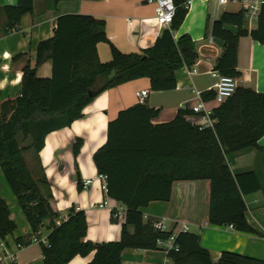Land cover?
I'll use <instances>...</instances> for the list:
<instances>
[{"label": "trees", "instance_id": "1", "mask_svg": "<svg viewBox=\"0 0 264 264\" xmlns=\"http://www.w3.org/2000/svg\"><path fill=\"white\" fill-rule=\"evenodd\" d=\"M47 1L56 6L75 0ZM186 2L175 0L177 12L170 28L152 47L139 53L121 52L110 41L104 20L76 14L61 16L54 37L39 44L35 66L24 68L21 95L3 100L0 91V169L31 226V235H38L45 222H50V244H40L44 264H71L76 258L85 260L92 255L88 264H122L126 250L160 252L158 240L167 241L173 231L156 232L151 221L144 219L143 210L155 202H170L176 182L209 181V224L256 233L247 221L244 198L264 192L262 177L255 169L231 170L240 154L256 150L264 156L259 146L264 137V94L251 88L239 87L231 98L214 108V128L194 125L189 120L193 112L182 108L172 121L155 124L161 109L147 103L123 110L109 122L107 142L94 154L93 161L98 176L106 180L108 198L126 209L119 241L102 245L85 241L87 216L75 208L70 209L66 221L56 226L61 216L52 209L48 177H34L24 158V153L31 150L39 158L50 134L73 126L83 118L85 108L108 90L149 79L151 92L175 91L177 73L185 67L192 69L199 58L190 35L175 39L189 12ZM34 5L35 0H18L16 6L4 7L6 25L0 30V38L19 31L22 19L34 13ZM220 18L210 26L212 36L224 45L214 70L220 76L238 80L243 75L238 68L241 38L249 36L264 45V5L251 33L246 29L244 11L224 13ZM229 27H235L236 33ZM100 44L110 47L108 63L100 59ZM48 62H53L52 77L39 78V68ZM202 96L205 103L215 102L213 91ZM29 140L30 144L22 146V141ZM83 146L84 140L77 138L72 147L76 160ZM78 188L82 190L81 183ZM1 193L0 186L2 243L17 231L18 225L11 219V209ZM130 227L135 229L133 233ZM16 242L19 246L32 243L24 238ZM176 245L179 251L169 255L174 264H264V260L233 252H224L215 263L200 237L190 232H180Z\"/></svg>", "mask_w": 264, "mask_h": 264}, {"label": "crops", "instance_id": "2", "mask_svg": "<svg viewBox=\"0 0 264 264\" xmlns=\"http://www.w3.org/2000/svg\"><path fill=\"white\" fill-rule=\"evenodd\" d=\"M17 3L18 0H0L1 31L5 29L6 25L3 8L16 6ZM240 11H242V7L239 4H228L215 10L214 0H192L187 18L179 31L175 33V39L178 40L186 34L191 36L199 55L196 64L197 74L191 75V69L187 67L180 70L177 73L178 87L171 92H151L149 79L137 80L108 90L100 94L92 104L85 108L83 118L74 122L73 126L50 134L39 158L32 150L24 153L26 163L34 177L40 178L43 174L48 177L50 191L53 194L51 200L53 211L58 213L61 218H68L71 208L85 211L89 228L85 241L102 245V243L121 239L124 221L120 223L121 220L114 219L111 211V209L117 208L119 203L108 198L104 190L106 182L98 176L94 163L88 169H85L80 163L81 173L78 172L80 180H77L79 194L75 196V199L68 197L64 201L57 200V195H54L55 185L65 183L67 179L65 171L72 173V164L79 162L86 153L93 159L97 150L107 142L109 122L116 119L121 111L138 104L137 92L150 91L147 105L161 109V116L154 121L155 124H161L172 121L183 104H195V92L204 94L211 91L218 81L219 74L214 69L217 59L223 53L224 45L221 40L212 36L210 26L216 20L221 19L220 17L224 13L236 14ZM75 14L104 20L110 41L125 54L139 53L152 47L158 37L163 34L162 32L170 28L159 29L155 25L156 6L149 4L147 0H75L61 2L56 6L47 0H35L34 13L22 19L21 29L7 36L2 35L0 38V91L3 100L21 95L23 70L28 65L35 66L39 44L54 37L59 17ZM228 29L234 33L237 31L235 27ZM211 37L214 38L213 45L209 44ZM244 38H247L245 51L241 41ZM244 38H241L239 44L238 68L243 75L237 80L238 85L264 94V45L255 42L249 36ZM109 51L105 44L98 46L102 62L111 60ZM243 52H246L245 57H243ZM52 63H45L39 68L37 73L39 78L52 77ZM129 92L133 93V96L129 95ZM169 97L170 99H168ZM206 106L214 110L218 104L211 102L206 103ZM189 120L193 123V121L198 122L199 118L193 117ZM77 138L83 139L85 146L77 160H74L72 147ZM30 142L31 140L28 141L29 144ZM259 146L264 149V137L259 141ZM251 169H255L261 175L264 184V156H260L256 150L240 154L231 166V170L234 172ZM87 180H91L92 184L85 189L84 182ZM78 183H81V191L78 188ZM74 185L76 182L71 180L67 187L71 189ZM83 191L87 193H82ZM10 192H7L6 195L3 192L1 194L11 209V219L18 225V229L8 237L7 242H2L4 245L0 242V262L1 264H11L12 262L44 264L40 240L47 239L50 234L49 230L45 235L47 222L38 235L32 236L31 226L11 189ZM210 192L211 183L209 181L176 182L173 185L170 202L152 203L143 210V213L152 219H165L170 232L179 231L181 224H187L190 233L199 236L203 248L211 252L215 263L220 260L224 252H233L264 260V192L244 198L247 206L246 218L250 226L256 230L255 234L240 233L231 229L230 226L210 225ZM103 204H107L108 207L102 209L100 205ZM129 229L131 233L135 230L132 227ZM18 238L28 239L32 243L27 246H19L16 242ZM129 251H133L135 255L128 254ZM156 254L157 252L153 251L126 250L122 254V262L124 264L162 262L157 260ZM11 256L15 259L12 260ZM131 257L136 261H130L133 259ZM92 259L93 255L85 260L76 258L71 264H88L92 262Z\"/></svg>", "mask_w": 264, "mask_h": 264}, {"label": "built area", "instance_id": "3", "mask_svg": "<svg viewBox=\"0 0 264 264\" xmlns=\"http://www.w3.org/2000/svg\"><path fill=\"white\" fill-rule=\"evenodd\" d=\"M185 6L187 8L192 4V0H187ZM215 1V10L217 8L223 7L228 4H239L242 7V11L245 12V20H246V29L249 33L253 31L256 27L257 22L259 20L262 7L264 5V0H214ZM147 2L151 5L156 6V17L154 19L155 25L159 29L169 28L176 16L177 6L175 4V0H147ZM215 14V13H214ZM214 38L211 37L209 39V44L213 45ZM196 65L191 69L190 74H197L198 71L196 69ZM239 88L238 81L232 77L227 76H218V81L216 85L211 89L215 93V102L217 104H222L231 98L237 89ZM150 91L143 90L136 93V98L139 104H146L148 99H150ZM196 95V103L193 105L183 104L181 106L182 109H189L193 112V115L190 118L198 117L199 121L194 122L193 124L199 126L201 128H214L215 120L213 117V110L207 108L205 100L202 98V94L199 92H195ZM189 118V119H190ZM103 180L105 178L101 177ZM106 182V180H105ZM92 184L91 180H87L84 182V188L87 189ZM104 190L106 191V185L104 186ZM103 209L104 207H108L107 204L100 205ZM113 212V218L116 220H120L123 218L125 220L126 209L119 204V206L115 209H111ZM145 220H150L152 226L156 232L159 233H170V229L167 225V221L165 219H152L148 215L144 214ZM67 218H60L55 221L56 226H60ZM233 229V226H230ZM179 231H173L172 236L167 240H158V247L166 255L164 261L157 264H174L173 260L170 259L169 255L172 251L178 252L179 246L176 245L177 236L180 232H190V228L187 224L183 223L180 225ZM234 230V229H233ZM36 241V240H35ZM40 243H44V245L49 246L48 239L40 240ZM3 244V243H2ZM4 245V244H3ZM10 258L15 259L13 256ZM1 264V262H0ZM124 264V263H123ZM126 264V263H125Z\"/></svg>", "mask_w": 264, "mask_h": 264}, {"label": "rangeland", "instance_id": "4", "mask_svg": "<svg viewBox=\"0 0 264 264\" xmlns=\"http://www.w3.org/2000/svg\"><path fill=\"white\" fill-rule=\"evenodd\" d=\"M244 38V37H243ZM242 41V47H243V49H244V51H245V49H246V45H247V38H244V39H242L241 40ZM106 45V47H108V51H109V45L108 44H105ZM110 52V51H109ZM246 52H243V57H245L246 56V54H245ZM109 60L110 59H108V61L107 60H105V61H103V63L105 62V63H107V62H109ZM129 95H132L133 96V93L131 94L130 92H129ZM134 99H136V98H134ZM168 99H170V97L168 98ZM170 101V100H169ZM20 140H22V138L20 137ZM29 143L28 142H24V141H22V146H25V145H28ZM74 156V155H73ZM74 160H76V159H74ZM80 163L83 165V167L85 168V169H88L90 166H93L94 164V161H93V159L86 153L85 154V156H82L81 157V159H80V161L79 162H77V163H73L72 164V166H71V168H72V173H69L68 171H65V173L64 174H66V177H67V179H66V181H65V183H58L57 185H55V189L57 190V192H56V190H55V194L54 195H57V200H59V201H64L66 198H68V197H71V198H73V199H75V196L77 195V194H79V192H78V190H77V180L79 179L78 178V172L79 173H81V171L79 170V165H80ZM76 168H78V169H76ZM83 168V170H85ZM4 174H3V171L0 169V186H1V190H2V192H3V194L4 195H6V193L7 192H9V193H11L10 192V188L8 187V184H7V182L5 181V176H3ZM84 178V177H83ZM85 179V178H84ZM71 180H74V182H76V185H74L73 187H71V189L69 188V187H67L68 186V183L71 181ZM82 193H87V192H85V191H83ZM74 202H75V200H74ZM121 221H120V223H122L123 221H124V219L123 218H121L120 219ZM47 222V227H46V229H45V235L49 232V229H48V227H49V221H46ZM128 254H130V255H135V254H133L134 252L133 251H129V252H127ZM156 258H157V260L159 261H163V259H165L166 258V255L163 253V252H157V254H156V256H155ZM131 258H133V257H131ZM128 260V259H127ZM136 261L135 260V258H133V259H130V261ZM125 261H126V258H125ZM129 261V260H128ZM127 261V262H128ZM138 262V261H137ZM156 264V263H155Z\"/></svg>", "mask_w": 264, "mask_h": 264}, {"label": "water", "instance_id": "5", "mask_svg": "<svg viewBox=\"0 0 264 264\" xmlns=\"http://www.w3.org/2000/svg\"><path fill=\"white\" fill-rule=\"evenodd\" d=\"M80 180V179H79Z\"/></svg>", "mask_w": 264, "mask_h": 264}]
</instances>
